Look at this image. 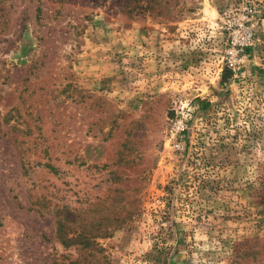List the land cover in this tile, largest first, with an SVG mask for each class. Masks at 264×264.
<instances>
[{"label": "rangeland", "instance_id": "1", "mask_svg": "<svg viewBox=\"0 0 264 264\" xmlns=\"http://www.w3.org/2000/svg\"><path fill=\"white\" fill-rule=\"evenodd\" d=\"M0 264H264V0H0Z\"/></svg>", "mask_w": 264, "mask_h": 264}, {"label": "built area", "instance_id": "2", "mask_svg": "<svg viewBox=\"0 0 264 264\" xmlns=\"http://www.w3.org/2000/svg\"><path fill=\"white\" fill-rule=\"evenodd\" d=\"M225 25L229 37L227 53L230 54L227 56V62L229 65H233L238 60V56L243 51V47L251 43L252 32L243 21L233 22L227 19Z\"/></svg>", "mask_w": 264, "mask_h": 264}]
</instances>
